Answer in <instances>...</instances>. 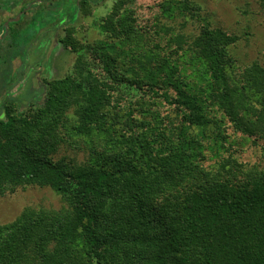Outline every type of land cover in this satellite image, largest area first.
<instances>
[{"label": "trees", "instance_id": "1", "mask_svg": "<svg viewBox=\"0 0 264 264\" xmlns=\"http://www.w3.org/2000/svg\"><path fill=\"white\" fill-rule=\"evenodd\" d=\"M135 1L111 0L101 37L42 106L2 105L0 194L49 187L63 204L0 223V264H264L263 161L231 151L264 157V53L240 66L238 35L205 19L202 0H162L144 24ZM53 5L55 26L78 10ZM189 20L204 23L194 33ZM74 31L63 42L75 50Z\"/></svg>", "mask_w": 264, "mask_h": 264}, {"label": "rangeland", "instance_id": "2", "mask_svg": "<svg viewBox=\"0 0 264 264\" xmlns=\"http://www.w3.org/2000/svg\"><path fill=\"white\" fill-rule=\"evenodd\" d=\"M11 1L0 0V110L2 105L6 103L12 104L17 112H29V109L43 105L51 81L73 73L78 58L76 49H84L91 42L101 37L97 24L101 16L108 12L111 0L90 2L91 9L88 14L83 11L81 0H73L78 3V10L68 18L71 21L65 20L55 32H52L50 41L47 42V39L39 38L33 44L31 42L34 40L25 39L26 36L30 37L28 31L31 32V29H34L28 24L31 19L29 17L31 12H28L31 5L28 6V2L31 0H20L13 8L6 10V6ZM55 1L57 0H46L40 5H33L31 9L37 13L42 9V6L46 5V8L50 9L51 12L41 11L42 14L39 15V19H43V16L49 17L50 13L53 17L52 10L55 8L53 5ZM160 1L162 0L135 1L132 7L139 17L140 24L152 20L156 13L159 15L157 4ZM199 4L202 8L200 13L205 19L238 35L239 39L232 50L240 66H248L261 58L264 53V0H202ZM24 7H27L24 11L27 17L24 16L23 21L15 23ZM62 11L55 21L61 18L66 19L67 12ZM203 20L187 21L189 24L186 25V31L188 29L190 32H198L200 24L204 23ZM54 23L51 22L48 25L54 27ZM27 25H30L27 27L28 30L22 31ZM47 27L42 26L39 30L37 29L38 34L43 33ZM67 28H74L75 30L74 35L77 38L75 50L67 47L63 42ZM40 36L43 37L45 34ZM36 37L37 35H35ZM20 47V55L16 57L14 53ZM12 56L15 58L13 59ZM4 83H7L6 86ZM228 124L226 130H228L227 133L231 135V138L242 139V133L236 131L231 123ZM64 147L59 153L73 155L74 151ZM231 151L244 161H263L264 167L261 145H241L238 143V145L234 144ZM77 155L83 159L85 153L81 151ZM213 161L206 160L205 163L211 164ZM62 204L60 195L49 187L34 185L18 188L15 192L0 194V223L15 220L27 206L57 209Z\"/></svg>", "mask_w": 264, "mask_h": 264}, {"label": "flooded vegetation", "instance_id": "3", "mask_svg": "<svg viewBox=\"0 0 264 264\" xmlns=\"http://www.w3.org/2000/svg\"><path fill=\"white\" fill-rule=\"evenodd\" d=\"M42 0H31V1H29L28 2V6L29 5H31V7L30 8H28L29 9V13L31 12V15L29 16L31 19H30V21H28V24H30L31 26H33L34 27V31H35V33H34V35H32L30 38H28L27 36L25 37V39H30V40H34L33 42H31V44H33L34 42H35V40L36 39H39V38H42L43 40L44 39H47V42L48 41H50V38L52 37L51 36V33L52 32H55V30L56 29H58L59 27H60V25L61 24H59V26H55L54 24H53V26L54 27H50L48 24L49 23H51V16H43L44 18H43V21L45 20V22H44V24L43 25H41V23L39 24V21H40V19H38L37 21H35V17H36V15H39V14H42V13H40L41 11H45V13H48V12H50V9H48V8H46V5H44V6H42V9L40 10V11H38L37 13L36 12H33L34 10L33 9H31L32 7H33V5H40V4H42L43 2H46V1H42ZM18 4V3H17ZM50 4V3H49ZM13 6L14 5H10V4H8L7 6H6V10L8 9H10V8H13ZM27 6V7H28ZM27 7H24V9L22 8L21 9V15H19L18 16V19L16 20V22H18L19 20H21V19H23L24 18V16H25V18L27 17L26 15V12H24L25 11V9H27ZM27 12V13H28ZM24 20V19H23ZM22 20V21H23ZM49 20V21H48ZM48 21V23H46ZM15 22V23H16ZM40 22H42V21H40ZM37 26H36V25ZM30 25H27L26 27H24L23 29H22V31H24V32H26V30H28L27 29V27L28 26H30ZM39 25V26H38ZM41 25V26H40ZM42 26H44V28L46 27V26H48L47 27V29H45L44 31H43V33L45 34V36H43V37H41L40 35L41 34H43V33H40V35L38 34V30L42 27ZM38 29V30H37ZM27 34V33H26ZM46 34H47V36H46ZM28 35V34H27ZM35 35H37V37L35 38ZM24 44V43H23ZM45 47V46H44Z\"/></svg>", "mask_w": 264, "mask_h": 264}]
</instances>
